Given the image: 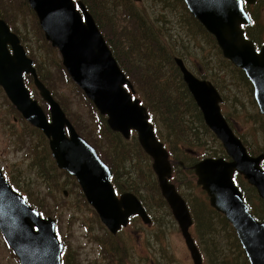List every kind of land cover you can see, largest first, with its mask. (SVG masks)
Masks as SVG:
<instances>
[{"label": "water", "instance_id": "95a60500", "mask_svg": "<svg viewBox=\"0 0 264 264\" xmlns=\"http://www.w3.org/2000/svg\"><path fill=\"white\" fill-rule=\"evenodd\" d=\"M140 1V0H134ZM191 15L211 33L222 55L240 68L250 81L253 98L264 115V45L256 51L246 39L241 23H248L241 0H183ZM251 2L252 0H247ZM35 13L45 39L58 48L68 76L83 91L113 131L128 138L136 132L141 148L152 159L161 194L176 220L193 264H202L189 227L192 218L185 200L169 181L168 152L148 121L146 108L132 98V86L119 68L94 18L78 0H27ZM10 47V50L8 48ZM188 91L199 107L207 127L222 144L226 158H204L194 164L196 183L205 190L210 205L225 215L235 229L250 264H264V221L248 210L242 193L234 183L241 174L256 188L264 202V154L250 155L220 111L221 96L211 81L196 77L175 57ZM32 76L39 95L48 103L49 116L32 99L24 83ZM124 85L130 88V92ZM0 86L16 110L48 138L49 149L58 168L74 176L87 202L101 221L114 233L128 217L150 220L133 194L116 196L110 183L111 171L95 149L73 128L50 91L38 79L33 61L26 55L18 36L0 19ZM34 227L36 230H34ZM0 230L19 258L20 264H61L62 243L54 231V221L41 219L21 195L10 188L0 171Z\"/></svg>", "mask_w": 264, "mask_h": 264}, {"label": "rangeland", "instance_id": "374dc122", "mask_svg": "<svg viewBox=\"0 0 264 264\" xmlns=\"http://www.w3.org/2000/svg\"><path fill=\"white\" fill-rule=\"evenodd\" d=\"M107 2L111 9L116 6L119 19L124 17V9L132 6L133 10H142V13L151 20L152 24L159 26L161 34L164 35L163 41L167 44V49H170L174 56L182 58L186 67L196 76L201 77L200 74H208L209 77L206 79L217 84L216 88L223 98L222 113L227 117L229 125L236 135L245 142L247 150L253 155H257L263 150L264 116L257 110L249 85L240 81L237 71L226 62L218 46H215L216 42L214 45L211 38L203 35L191 23L192 21L185 18L182 0H140L139 2L102 0L103 16L99 11L98 13L103 17L102 30L105 36L109 35L106 31L107 21L104 15V5L108 9ZM26 9L25 4L21 6L20 3L18 7L16 0H0V16L12 15L14 20L17 16L15 21L18 22L19 32L23 38L22 44L29 57L33 59L35 66L39 64L40 74L54 81L57 101L62 109L64 108L75 129L93 145H98L99 154L105 155L112 162L117 181L124 187L123 189L130 187V192L141 195L147 204L153 223L151 225L144 224L140 219H136L131 225H128L130 226V264H193L177 223L160 195L156 175L151 169V159L139 148L135 132L128 139H124L120 135L121 138H119L114 132L111 133L106 126L104 128L101 126L103 119L76 85L66 78L59 52L55 48L48 49V45L43 43L34 25L33 13L25 14ZM101 17L99 16L100 19H102ZM156 18H159L160 22ZM261 22L264 23L263 12ZM116 27L118 30L114 36L119 34L123 37L114 44L115 50L122 56L123 66H128L129 62L131 65L135 58H140L144 46L142 43L140 46L136 37L131 36L130 42V30L126 22L119 21L116 23ZM119 28H124V30H119ZM261 35L264 36V28ZM141 62H144V59L138 62L139 66L142 65ZM60 65L61 68H59ZM162 65L166 76L176 73L175 64L167 66L162 63ZM132 70L137 71L134 68ZM140 72L137 71L136 77L142 74ZM176 76L178 79L181 78L177 73ZM175 85L174 81L168 82L167 91L172 89L171 92H173L176 88ZM29 88L46 110V104L41 102L42 99L35 87L30 84ZM139 89L142 91L139 93L140 95L136 96L145 106L151 104L150 99L145 100V95L150 98L147 92H143L145 88L141 86ZM182 107L181 105L177 106L179 110L176 112V118L183 120V123H180L181 127L188 128L192 124H196V120L193 118L195 115L189 116L186 112L182 113ZM153 109L157 112V122L154 121L159 127L164 122L161 116L164 117L165 113L163 109L161 112L158 108ZM199 132L200 136H198L197 142L194 140L196 137L193 131L182 132V137L176 138L177 141H180L179 145L177 143L176 145L182 146V151L185 147H192L196 150L195 154L202 155L205 152L212 155L222 154L223 148L220 142L211 133ZM14 135H21L20 142L14 140ZM160 139L163 140L161 135ZM165 144L170 149L173 146L168 142ZM173 152L171 150L172 154ZM190 156L188 160L185 158L183 160L187 168L179 167L174 162L173 175H175V179L173 182H176L179 191L189 203L194 222L190 230L204 255V264H213V260L214 264H218L216 261L221 262L226 258L227 264H247L243 250L240 248L241 253L234 241L233 229L224 224L221 215L210 206L205 192L196 184V177L193 171L188 168L192 163ZM171 158L174 159V155ZM0 166L9 178L8 181L18 182L16 188L18 189L17 186H19L23 195L30 202L35 203L37 208L42 210L44 216L55 220L56 232L63 242V254L66 256L67 264H70V261L72 264H112L110 263L111 258H109L112 255L107 253L108 249H106V253L104 252L105 255L99 253L97 241L103 234V225L90 205L84 200L77 182L55 166L47 146V139L23 120L16 110L11 108L10 102L1 89ZM238 178L242 187L246 185L245 190L248 191L254 204L252 207L256 213L255 216L264 219L263 202L242 177L238 176ZM226 237L233 239L235 250L231 248L229 241L224 240ZM211 238L214 239L211 240ZM116 239H122V235L112 238L111 241ZM103 241L108 242L106 234L103 236ZM212 241L215 245L217 243L219 251L214 249L215 245L213 246ZM0 264H19L1 234Z\"/></svg>", "mask_w": 264, "mask_h": 264}, {"label": "trees", "instance_id": "16d2710c", "mask_svg": "<svg viewBox=\"0 0 264 264\" xmlns=\"http://www.w3.org/2000/svg\"><path fill=\"white\" fill-rule=\"evenodd\" d=\"M16 1L18 3V7L20 6V3H21V6H23L24 4L26 5L27 9L25 10V14L32 12V10L28 7L26 0H16ZM81 1L85 4L87 9L93 15L99 29L101 30V32H103V30H102L103 17H101V15L103 16L102 0H81ZM95 3L97 5L98 10L96 9ZM106 5H107L108 9H106L105 5H104V15L106 17L105 20L107 21L106 22L107 23L106 24V31H107V33H109V35L107 34L106 35L107 37H106L104 32H103V35H104L108 45L110 46V49H111L114 57L116 58L120 68L124 71L126 76L130 79V81L134 87L135 94L138 95L142 91V89H139V88H141V86H143L145 88L143 90V92H147L149 94L150 98L146 97V95H145V100L150 99L152 101V103L146 104V108H147V110L151 116L152 122L154 123L158 137L160 138V135H161L163 137V140L166 142L170 138H173L175 140L176 138L182 137V132L193 131L195 134V137H196L194 140H195V142H197L198 136H200L199 131H203L205 133L206 132L211 133L210 130L203 123L200 112H199L198 108L196 107V105H195L193 99L191 98L190 94L188 93V90H187L185 84L183 83L182 79L181 78L178 79V77L176 76V73L180 75V72L177 69V67H175L176 73H173L172 75L170 74L167 76L165 75L166 71H165L162 63H165L167 66H168V64L172 66L174 64L173 58L175 56H174V54H172L170 49H167V44L163 41L164 35L161 34V28L159 26L152 24L151 20H149L147 18V16L142 13V10H137V9L133 10L132 6L130 8H125L124 9V13H125L124 17L119 19L117 11H116V6H114V8L111 9L108 2L106 3ZM182 7L185 11V18L192 21L191 23L198 30H200L203 35L211 38L213 40L214 45H215L214 37L210 33H208L204 29V27L200 23H198V21L195 20L188 13V11L186 10L183 3H182ZM98 11L101 15L98 13ZM33 16L35 18V20H34L35 24L34 25L36 26L37 31L39 32V34L43 40V43L48 45L47 46L48 49L53 50V48L50 46V44L47 41H45V39L42 35L43 33L38 26V23H37V20H36L34 13H33ZM99 16L102 19H100ZM1 17L8 23V25L11 27V29L19 35L20 39L22 40L23 38L19 32L18 22L15 21L17 19V16H15V20L13 19L12 15H2ZM156 20H158V22H160L159 18H156ZM119 21H124L128 24V27L130 30V42H131V36L133 38L136 37V39L140 42V46H141V43H142V46H144L142 53L140 54V58H138V59L135 58L134 60L132 59L133 62L131 63V65L129 62L128 66L122 65V63H121V57L122 56L120 55V53L116 52L115 47H114V44L116 43V41L118 39H120L121 37H123V35H119V34L114 36L116 30H118L116 27V23H119ZM121 29L124 30V28H119V30H121ZM215 46H217V45H215ZM142 59H144V62H141L142 65L139 66L140 63H138V62H140ZM35 60H36V58H35ZM226 62L229 65H231V67H234L228 60H226ZM36 68H37V73H38L40 80L54 94L56 92L54 81H52L48 77L44 76L43 74H40V71L38 69L39 64H36ZM59 68H61V65L59 66ZM133 68L136 69L138 72L141 71L140 73H142V74L139 77H136L137 71L132 70ZM234 69L237 71V73H238L237 76L239 77L240 81L245 85H249L250 92H252L251 85L248 82L245 75L243 74V72L236 67H234ZM62 70H63V68H62ZM64 74H65L66 78L69 80V77L67 76V74L66 73H64ZM200 76L203 79H206L207 77H209L208 74H200ZM173 81L176 82V85H175L176 88L173 90V92H171L172 89L167 91L168 82H173ZM213 84L217 87V84H215V83H213ZM179 105L183 106L181 108L182 113L186 112V113H188L189 116L195 115V116H193V118L196 120V124H192V126H189L188 128H185V126L181 127L180 123H183V120H179L176 118V112H178L177 110H179V109H177V106H179ZM10 106H11V108L14 109V107L11 104H10ZM153 108H158L160 110V112H161V109H163L165 116L164 117L161 116V119L164 120V122L162 124L164 126V128L162 125H160L159 127L156 125L154 120H156V122H157V112ZM259 116H261V115H259ZM101 118L105 121V118L103 116ZM24 124H26V123L24 122ZM101 126H103V128H104L106 125L102 122ZM106 128H108V127L106 126ZM184 129H188V130H184ZM159 131H160V135H159ZM196 131H197V133H196ZM110 132L113 133L111 130H110ZM79 134L81 136H84L81 133H79ZM115 135H117L119 138H121L118 133H116ZM21 139H22L21 135H14V140L20 142ZM89 142L92 144L91 141H89ZM242 142L245 144V142L243 140H242ZM176 143L179 145L180 141H176V142L174 141V142L169 143L171 146L173 145L172 151H173V147L178 146V145H176ZM97 146L98 145H94V147L96 148V151L99 154L100 148H97ZM169 151L171 153V149ZM261 151H264V148ZM99 156L102 158V160H104L106 162V164L110 167V169H113L112 162H110V160L107 159L105 157V155L99 154ZM123 159H124V157H123ZM174 179H175V176H173L172 181H174ZM116 180H117V178H116ZM174 183H176V182H174ZM238 185L240 186V188L243 191L245 201L248 203L249 206L252 207V205H254V204L251 201V197L249 196L248 191L245 190L246 185H243V187H242V185H240V182H238ZM249 187L252 188L251 186H249ZM252 191L254 192L253 188H252ZM135 194H138V193L135 192ZM138 196L145 203V200L141 197V195L138 194ZM254 197L256 198V196H254ZM204 208L206 209V205L204 206ZM219 215H221V214H219ZM257 218L260 219L259 217H257ZM221 219L223 220L224 224L228 225L231 228L230 224L226 221V219L222 215H221ZM232 233L235 237L234 241L236 242L237 246L240 249L241 248L240 244L238 243V240H237L233 230H232ZM213 239L214 238H211V240H213ZM224 240L229 241L231 248L233 250H235V246H234V243L232 241L233 239H228L226 237V239H224ZM212 244H213V246L215 245V243L213 241H212ZM214 249L216 251H219V247H218L217 243H216ZM240 251H241V249H240ZM241 253H242V251H241ZM206 256H207V254H206ZM216 258L218 260H221L219 257H216ZM226 259H222L221 262L220 261H216V262H218V264H222V263L227 264ZM212 262H213V264L215 263L214 260ZM246 263L248 264L247 260H246ZM63 264H67L66 257H64V259H63ZM70 264H72L71 261H70ZM228 264H233V263H228Z\"/></svg>", "mask_w": 264, "mask_h": 264}, {"label": "flooded vegetation", "instance_id": "af4514ba", "mask_svg": "<svg viewBox=\"0 0 264 264\" xmlns=\"http://www.w3.org/2000/svg\"><path fill=\"white\" fill-rule=\"evenodd\" d=\"M242 6L244 8V11L248 15L250 22L249 23H243L240 25V27L243 29L244 35L250 39L256 46V48H261L264 44V36L261 35V31L264 28V23L262 24V12L264 14V0H252L251 2H248L247 0H241ZM27 76V75H26ZM177 141V139L170 138L166 142L171 143ZM173 154L169 153V160L172 164V170H174V162H176L177 165L183 168L185 167L183 160H188L190 156V160L192 163L196 162L199 157L195 156L196 150L192 147H185L182 151V146H176L173 147ZM170 148L168 147V151ZM172 150V148H171ZM182 151V153H181ZM170 152V151H169ZM172 155H174V159L171 158ZM189 155V156H188ZM185 158V159H184ZM192 165H189L188 168H190ZM116 191H119V194L123 193H130V187L129 189H123L124 187L116 182V172L114 169H112ZM12 184L16 185L18 182L11 181ZM18 185V184H17ZM114 186V188H115ZM19 189H21L19 186H17ZM139 220L137 216L129 217L128 223L120 227V229L115 233L111 234L108 232L107 228L103 225L102 229L103 234L100 235L98 242V249H100L99 253L101 252V255H105L106 249H108L107 253H109V258H111L110 263L112 264H130V226L133 221ZM151 225V224H150ZM107 235V241H103V236ZM119 235H122V239H116L115 241H111L112 238L117 237ZM110 236V237H108ZM105 252V253H104Z\"/></svg>", "mask_w": 264, "mask_h": 264}]
</instances>
